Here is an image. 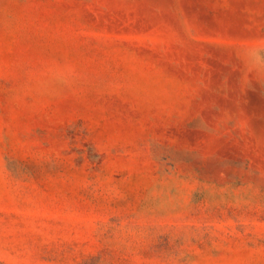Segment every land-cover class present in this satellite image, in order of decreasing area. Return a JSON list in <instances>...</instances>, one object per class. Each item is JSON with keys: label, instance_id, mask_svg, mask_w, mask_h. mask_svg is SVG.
<instances>
[{"label": "rangeland", "instance_id": "1", "mask_svg": "<svg viewBox=\"0 0 264 264\" xmlns=\"http://www.w3.org/2000/svg\"><path fill=\"white\" fill-rule=\"evenodd\" d=\"M0 264H264V0H0Z\"/></svg>", "mask_w": 264, "mask_h": 264}]
</instances>
